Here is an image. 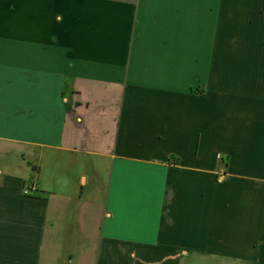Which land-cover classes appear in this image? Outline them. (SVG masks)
<instances>
[{
	"label": "crops",
	"instance_id": "1",
	"mask_svg": "<svg viewBox=\"0 0 264 264\" xmlns=\"http://www.w3.org/2000/svg\"><path fill=\"white\" fill-rule=\"evenodd\" d=\"M0 264H264V0H0Z\"/></svg>",
	"mask_w": 264,
	"mask_h": 264
},
{
	"label": "built area",
	"instance_id": "2",
	"mask_svg": "<svg viewBox=\"0 0 264 264\" xmlns=\"http://www.w3.org/2000/svg\"><path fill=\"white\" fill-rule=\"evenodd\" d=\"M37 191V187H36V185L34 184V185H31L29 188H26L25 190H24V193H25V195H30V193H32V192H36Z\"/></svg>",
	"mask_w": 264,
	"mask_h": 264
}]
</instances>
